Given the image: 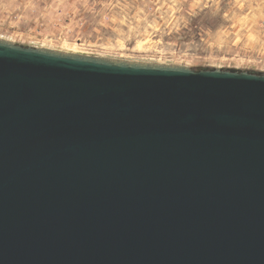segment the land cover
Segmentation results:
<instances>
[{
  "label": "water",
  "instance_id": "1",
  "mask_svg": "<svg viewBox=\"0 0 264 264\" xmlns=\"http://www.w3.org/2000/svg\"><path fill=\"white\" fill-rule=\"evenodd\" d=\"M0 264H264V74L0 40Z\"/></svg>",
  "mask_w": 264,
  "mask_h": 264
},
{
  "label": "rangeland",
  "instance_id": "2",
  "mask_svg": "<svg viewBox=\"0 0 264 264\" xmlns=\"http://www.w3.org/2000/svg\"><path fill=\"white\" fill-rule=\"evenodd\" d=\"M0 40L111 60L264 74V0H0Z\"/></svg>",
  "mask_w": 264,
  "mask_h": 264
}]
</instances>
